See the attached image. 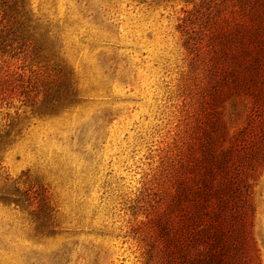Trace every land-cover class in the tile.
I'll use <instances>...</instances> for the list:
<instances>
[{"label":"trees","instance_id":"1","mask_svg":"<svg viewBox=\"0 0 264 264\" xmlns=\"http://www.w3.org/2000/svg\"><path fill=\"white\" fill-rule=\"evenodd\" d=\"M184 13L181 115L155 177L129 206L138 262L261 264L253 223L264 167V0H199ZM52 32L29 0H0V203L37 218L49 215V198L12 178L3 155L30 119L85 100Z\"/></svg>","mask_w":264,"mask_h":264},{"label":"rangeland","instance_id":"2","mask_svg":"<svg viewBox=\"0 0 264 264\" xmlns=\"http://www.w3.org/2000/svg\"><path fill=\"white\" fill-rule=\"evenodd\" d=\"M198 1L29 0L85 100L30 119L4 153L9 175L28 178L51 210L37 218L0 203V264H140L129 206L181 115L188 53L179 25ZM254 191L264 264V167Z\"/></svg>","mask_w":264,"mask_h":264}]
</instances>
